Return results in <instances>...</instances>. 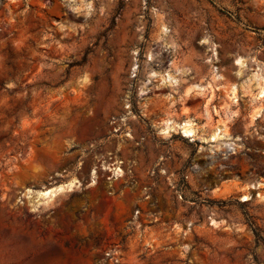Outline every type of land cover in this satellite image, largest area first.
Segmentation results:
<instances>
[{
    "label": "rangeland",
    "instance_id": "374dc122",
    "mask_svg": "<svg viewBox=\"0 0 264 264\" xmlns=\"http://www.w3.org/2000/svg\"><path fill=\"white\" fill-rule=\"evenodd\" d=\"M261 86L264 0H0V264H264Z\"/></svg>",
    "mask_w": 264,
    "mask_h": 264
},
{
    "label": "bare ground",
    "instance_id": "6f19581e",
    "mask_svg": "<svg viewBox=\"0 0 264 264\" xmlns=\"http://www.w3.org/2000/svg\"><path fill=\"white\" fill-rule=\"evenodd\" d=\"M156 72H152L151 75H155ZM216 74V73H215ZM165 76L161 77L162 80L164 81H170V80H173L172 77L168 74V73H165L164 74ZM216 76H220L219 74H217ZM198 88H204L200 85H197ZM233 89L231 88V91ZM264 96V86H261L259 91H258V97H263ZM263 110V109H262ZM263 113H264V110H263ZM264 116V114H263ZM172 123L170 120H166L165 121V126L161 129L162 132H165L167 130V128H169V124ZM174 126L177 127L178 129H180V132L183 136H187V137H192L194 135V132H195V129L192 125V123H190L188 120H183V121H179V122H176L174 123ZM211 137V140H215V138L217 139H229V138H226V135L224 133H221V130L219 128L215 129L212 134L210 135ZM225 141V140H224ZM224 144H233V142H224ZM115 163V162H114ZM112 164V163H111ZM115 166L112 168L113 169V173L114 175L118 176V175H121V169L119 166H117L116 164H114ZM110 168V167H109ZM111 169V170H112ZM123 174V173H122ZM113 179V178H112ZM75 180H70L68 181L67 183H63V184H58L56 186H53V187H50V188H45V189H42V190H39L37 191V194H38V197L39 198H51L57 191H60V190H63L64 188H71V186L74 184ZM256 185H251L250 188H255ZM258 188V187H257ZM250 190V189H249ZM249 191L248 193H244L242 194V200L243 199H247L248 198V195H249ZM260 196V195H259Z\"/></svg>",
    "mask_w": 264,
    "mask_h": 264
},
{
    "label": "trees",
    "instance_id": "16d2710c",
    "mask_svg": "<svg viewBox=\"0 0 264 264\" xmlns=\"http://www.w3.org/2000/svg\"><path fill=\"white\" fill-rule=\"evenodd\" d=\"M256 235V234H255ZM256 239H258L257 235H256Z\"/></svg>",
    "mask_w": 264,
    "mask_h": 264
}]
</instances>
